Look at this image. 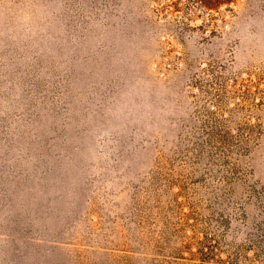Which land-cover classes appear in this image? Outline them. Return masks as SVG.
<instances>
[{"label":"rangeland","instance_id":"1","mask_svg":"<svg viewBox=\"0 0 264 264\" xmlns=\"http://www.w3.org/2000/svg\"><path fill=\"white\" fill-rule=\"evenodd\" d=\"M0 264H264V0H0Z\"/></svg>","mask_w":264,"mask_h":264}]
</instances>
